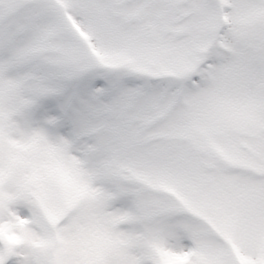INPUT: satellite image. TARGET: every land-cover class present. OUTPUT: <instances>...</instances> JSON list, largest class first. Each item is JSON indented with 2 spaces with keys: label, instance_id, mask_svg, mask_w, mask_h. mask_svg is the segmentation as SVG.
<instances>
[{
  "label": "snow or ice",
  "instance_id": "snow-or-ice-1",
  "mask_svg": "<svg viewBox=\"0 0 264 264\" xmlns=\"http://www.w3.org/2000/svg\"><path fill=\"white\" fill-rule=\"evenodd\" d=\"M0 264H264V0H0Z\"/></svg>",
  "mask_w": 264,
  "mask_h": 264
}]
</instances>
